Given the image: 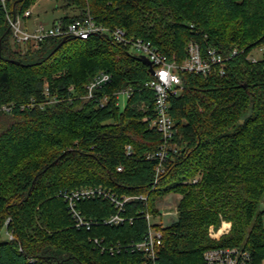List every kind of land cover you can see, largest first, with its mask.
Here are the masks:
<instances>
[{
    "label": "trees",
    "instance_id": "trees-1",
    "mask_svg": "<svg viewBox=\"0 0 264 264\" xmlns=\"http://www.w3.org/2000/svg\"><path fill=\"white\" fill-rule=\"evenodd\" d=\"M38 1L0 0V264H143L144 255L130 247L148 233L146 210L156 215L155 200L169 194L183 200L178 217L154 226L163 232L159 264H205L207 250L223 247H245L261 263L264 0H54L65 27L91 15L178 63L191 41L227 57L225 76L181 73L183 91L170 98L178 152L156 186L158 161L147 158L164 140L144 120L155 117V94L145 87L149 66L106 34L52 37L24 50L9 19ZM257 49L263 55L254 61ZM101 72L112 83L89 99L86 87ZM47 85L59 101L49 103ZM127 88L134 93L121 108L115 96ZM104 96L110 101L101 107ZM4 105H13L12 113ZM199 175L198 183H185ZM94 187L120 199L145 195L148 205L129 202L125 223L105 225L118 214L115 205L81 199L77 210L94 225L78 228L63 194ZM220 214L232 233L211 240L208 229L220 226Z\"/></svg>",
    "mask_w": 264,
    "mask_h": 264
},
{
    "label": "built area",
    "instance_id": "built-area-1",
    "mask_svg": "<svg viewBox=\"0 0 264 264\" xmlns=\"http://www.w3.org/2000/svg\"><path fill=\"white\" fill-rule=\"evenodd\" d=\"M32 16V8L25 12L23 17H17L16 19H9L10 26L12 28L15 42L21 46L24 50L29 47L37 49L39 45L48 38L52 37H64L71 36L81 40H87L94 34L109 35L116 43L128 46L131 51L135 50L142 54L143 57L149 59L154 68L155 74L152 76V80L145 84V87L151 90L155 94V117L152 119L146 117L145 121L151 122V127L156 129L163 137L164 143L160 146L159 150L152 155H149L147 159L157 160V175L155 180V186L158 183V178L164 171V163L167 162L171 153H177L171 145V141L175 135V122L171 116V96L180 95L183 91V80L181 73H189L194 75L211 76L219 75L225 76L227 73V57L220 53L215 48H209L205 52L202 51L201 45L196 41H191L187 47V58L182 63H178L176 57L169 58L166 54L161 53L150 42H145L141 39L130 38L127 32L122 29H108L101 25H98L93 16L89 15L84 21H77L65 27L62 21L58 20L50 28L44 27L42 24L37 26L34 31L30 32L24 25V21ZM261 52L263 49L260 50ZM237 51H234L236 54ZM141 57V56H139ZM253 60H257L253 58ZM113 76L108 72L99 73L88 85H87V97L89 99L95 97V93L103 90L105 87L112 83ZM73 88H71L72 90ZM133 89L127 88L116 94L117 106L125 108L128 100L133 95ZM44 94L49 103L57 102L58 97L51 96V90L48 85L45 87ZM110 101L108 96H104L101 99V107H105ZM146 108V105L143 106ZM2 110L6 113H12L13 105H4ZM126 154H133V147L128 145L126 147ZM118 172H123L124 167L117 168ZM201 177H196L185 183H198ZM65 200L68 202V206L76 221L78 228L90 229L94 223L87 221L77 210V202L81 199H104L109 200L118 209V214L104 221L105 225H120L126 222V219L121 216V213L125 211L126 204L132 201H142L148 205V197L145 195L130 196L123 199L118 198L110 191L103 187H94L83 189L71 194H63ZM168 210L162 213V217H173L178 215V209L173 211L172 207H167ZM145 218L149 225L148 233L145 239L141 243L131 245L133 251L142 253L145 257L143 264H159L160 249L163 244V232L156 229L153 223L154 215L146 210ZM132 221V220H131ZM232 223L227 220H222L221 227L216 231L214 227L211 228V237L214 240H219L231 231ZM95 243L106 251L107 247L102 245V242L95 240ZM120 250V247L112 246L110 251L114 252ZM205 264H264V260L261 263H256L252 254L245 247H223L209 249L204 254Z\"/></svg>",
    "mask_w": 264,
    "mask_h": 264
},
{
    "label": "rangeland",
    "instance_id": "rangeland-1",
    "mask_svg": "<svg viewBox=\"0 0 264 264\" xmlns=\"http://www.w3.org/2000/svg\"><path fill=\"white\" fill-rule=\"evenodd\" d=\"M32 13H33L32 17L28 18L24 21L25 27L30 32L34 31V29L37 26H39L40 24H42L46 28H50V27H52V25H54V23L56 21H58L59 19H61L65 15L64 11L59 9V4H57L56 1H54V0H39L37 2V4L35 5V8L32 10ZM132 53L138 57L142 56L141 53H139L135 50H133ZM262 55L263 54L258 49L253 52V57L256 59H260L262 57ZM199 177H201V176L199 175ZM182 200H183V195H181V194H179V195L178 194H169L168 196H166L164 198L156 199L155 200V208L158 211V213L156 215H154V218L152 220L153 223L158 224V225H162V226L169 225L173 219L178 217V215L180 213L179 203ZM150 204L151 205L153 204V200L150 201ZM167 207H172L173 211L175 209H178V211H179L178 215L173 216V217H170V216L169 217H162V213L164 211L168 210ZM262 207H264V206H262ZM219 219H220V226L219 227L210 226L208 229V235H209V238L211 240H212V237L210 235L211 228L214 227L217 231L221 227L222 220L223 219L227 220L224 218V216L222 214L219 215ZM227 221H229V220H227ZM232 228H233V223H232ZM232 228H231L230 233L228 235H226L225 237L231 235ZM5 237L9 238L10 236L7 234H4L3 238H5Z\"/></svg>",
    "mask_w": 264,
    "mask_h": 264
},
{
    "label": "water",
    "instance_id": "water-1",
    "mask_svg": "<svg viewBox=\"0 0 264 264\" xmlns=\"http://www.w3.org/2000/svg\"><path fill=\"white\" fill-rule=\"evenodd\" d=\"M65 41H66V39H64V40L62 41V43H61L60 46H62V45L65 43ZM139 59H140L142 62H144L145 64H147V65L149 66L150 73H151V75L153 76V75L155 74V71H154V68H153V66H152L151 61H150L149 59H147L146 57H143V56L139 57Z\"/></svg>",
    "mask_w": 264,
    "mask_h": 264
},
{
    "label": "crops",
    "instance_id": "crops-1",
    "mask_svg": "<svg viewBox=\"0 0 264 264\" xmlns=\"http://www.w3.org/2000/svg\"><path fill=\"white\" fill-rule=\"evenodd\" d=\"M34 8H35V6L32 8V10H33ZM32 15H33V13H32ZM31 17H32V16H31ZM31 17H30V18H31ZM55 21H56V20H55ZM52 26H53V25H52Z\"/></svg>",
    "mask_w": 264,
    "mask_h": 264
}]
</instances>
